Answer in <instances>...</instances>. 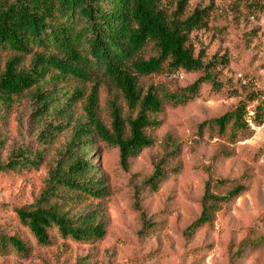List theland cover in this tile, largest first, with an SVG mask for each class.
I'll return each mask as SVG.
<instances>
[{
  "label": "trees",
  "instance_id": "1",
  "mask_svg": "<svg viewBox=\"0 0 264 264\" xmlns=\"http://www.w3.org/2000/svg\"><path fill=\"white\" fill-rule=\"evenodd\" d=\"M184 4L181 0L173 5L165 0H0V111L30 97L36 143L43 148L35 153L30 148L12 152L6 163L1 159L4 142L0 140V173L38 168L43 150L65 132L70 134L39 197L14 209L19 223L40 246L51 244L53 228L75 242L106 236L98 209L83 213L71 209L86 199L103 201L108 196L104 180L96 178L89 160L99 144L116 147L121 165L127 168L132 158L152 147L147 131L159 125L154 117L163 110L162 98L187 106L201 98L205 87L210 86L214 94L223 91L214 71L220 61H203L192 45V35L207 27L208 9L197 8L186 15ZM248 5L264 13L261 1ZM164 71L198 77L162 98L153 86L144 93L139 80ZM103 88L110 97V127L99 117ZM255 100H241L220 117L205 121L198 126V135L206 130L210 138L232 144L251 138L253 128L264 123L263 107L248 109ZM77 104L82 110L78 118ZM221 147V154L231 153L227 146ZM222 184L207 183L200 216L189 228L191 236L213 229L219 211L246 190L239 184L224 195L216 193ZM235 247L236 261L247 251L263 249L264 237L243 239ZM8 250L21 256L29 252L18 235H8L0 226V252Z\"/></svg>",
  "mask_w": 264,
  "mask_h": 264
},
{
  "label": "rangeland",
  "instance_id": "2",
  "mask_svg": "<svg viewBox=\"0 0 264 264\" xmlns=\"http://www.w3.org/2000/svg\"><path fill=\"white\" fill-rule=\"evenodd\" d=\"M165 1L173 5L180 0ZM181 1L186 15L197 8L208 9L207 27L192 35V45L203 61H220L214 71L223 91L214 94L208 86L195 102L175 106L163 95L190 85L197 74L164 71L139 80L144 93L153 86L163 100L162 112L154 117L159 125L147 131L152 147L124 168L116 147L99 144L89 160L96 168V178L104 180L108 196L71 207L73 213L98 209L103 214L106 236L100 241L64 239L53 228L51 244L40 246L14 213L15 208L33 204L39 197L50 169L70 140L68 132L43 150L38 168L0 173V206L6 209L0 207V226L8 235H18L29 249L26 256L12 250L0 252V264H264V248L234 258L235 245L243 239L264 237V123L253 128L251 138L235 144L220 143L206 130L198 135L199 125L220 117L241 100L256 98L248 109L264 108V13L248 5L264 0ZM109 98L103 88L98 111L108 127ZM31 107L30 97H25L11 110L0 111L1 159L6 163L12 152L43 149L36 143ZM74 112L76 118L81 116V104ZM124 116H129L125 106ZM222 145L231 153L221 154ZM210 180L222 181L214 190L218 194L239 184L246 190L219 211L213 229L191 236L189 228L200 216Z\"/></svg>",
  "mask_w": 264,
  "mask_h": 264
}]
</instances>
